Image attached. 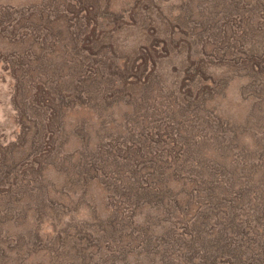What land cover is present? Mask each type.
<instances>
[{"label": "rangeland", "instance_id": "rangeland-1", "mask_svg": "<svg viewBox=\"0 0 264 264\" xmlns=\"http://www.w3.org/2000/svg\"><path fill=\"white\" fill-rule=\"evenodd\" d=\"M213 164L262 211L264 0H0V264H165L128 183Z\"/></svg>", "mask_w": 264, "mask_h": 264}, {"label": "trees", "instance_id": "trees-1", "mask_svg": "<svg viewBox=\"0 0 264 264\" xmlns=\"http://www.w3.org/2000/svg\"><path fill=\"white\" fill-rule=\"evenodd\" d=\"M221 168L208 165L192 170L194 177L192 174L191 180L197 184L187 197L181 199L172 198V191L163 179L151 183L135 178L128 183L129 201L160 204L165 211L164 218L171 219L174 224L167 234L170 242L165 245L167 257L162 258L165 264H263L264 221L260 223V219L262 221L264 217V204L262 211L254 207L245 189L235 193L238 198L234 205L226 203V196L231 194L235 183L232 178L225 180L226 173ZM176 169L180 170H176L178 175L184 174L183 168ZM217 177L225 180V184L220 183ZM115 182L119 183L117 179ZM204 204L213 208L201 215L198 209ZM220 210L222 216L217 218L216 211ZM213 216L215 222L211 220ZM179 223L184 230L177 235L175 225ZM143 236L144 246L154 248L150 239ZM176 236L180 239H175Z\"/></svg>", "mask_w": 264, "mask_h": 264}]
</instances>
